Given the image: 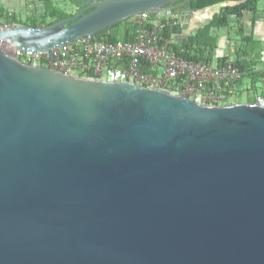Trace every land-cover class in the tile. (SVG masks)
I'll use <instances>...</instances> for the list:
<instances>
[{"label": "water", "instance_id": "1", "mask_svg": "<svg viewBox=\"0 0 264 264\" xmlns=\"http://www.w3.org/2000/svg\"><path fill=\"white\" fill-rule=\"evenodd\" d=\"M183 2L85 0L0 30V264H264V105L200 103L14 53Z\"/></svg>", "mask_w": 264, "mask_h": 264}, {"label": "built area", "instance_id": "2", "mask_svg": "<svg viewBox=\"0 0 264 264\" xmlns=\"http://www.w3.org/2000/svg\"><path fill=\"white\" fill-rule=\"evenodd\" d=\"M151 14L135 15L139 25L133 41L108 42L85 35L48 50L14 48V53L27 64L90 78L135 81L144 87L165 89L205 104L217 105L237 91L241 72L233 65L232 57L227 55L223 65L216 59H186L172 47L170 38L162 35L168 24L177 25L178 14L172 9L154 17ZM12 15L7 12L0 16V30L14 24ZM260 86L263 93L256 96V102L264 105V73Z\"/></svg>", "mask_w": 264, "mask_h": 264}, {"label": "crops", "instance_id": "3", "mask_svg": "<svg viewBox=\"0 0 264 264\" xmlns=\"http://www.w3.org/2000/svg\"><path fill=\"white\" fill-rule=\"evenodd\" d=\"M85 0H0V16H5L7 12H12V18L22 22L41 21L43 18L50 21V11L53 8H58L67 13H75L79 9V5ZM245 0L238 1H225L215 5L206 7L201 10L183 11L178 14V24L180 27H174L175 32H171L170 40L175 42H182L190 38L200 28H202L215 13H218L220 8L225 5H234ZM50 4V8L46 4ZM215 8H214V7ZM224 29V34L219 35V29ZM209 35L217 37L214 52L216 57L227 55L233 58V54L239 50L241 58L255 59L254 69L264 71V0L258 3V10L256 13L243 11L242 15L238 18L236 15L229 16V22L223 27H212ZM216 61L219 63L217 58ZM251 79L241 77L238 81L237 91L223 99L222 104H230L237 102H255L256 96L263 93L260 86V79L256 82L255 87L252 86ZM259 88L260 92L257 90ZM246 90L254 92V95L248 96L246 101L234 100L228 101L233 95L241 93Z\"/></svg>", "mask_w": 264, "mask_h": 264}, {"label": "trees", "instance_id": "4", "mask_svg": "<svg viewBox=\"0 0 264 264\" xmlns=\"http://www.w3.org/2000/svg\"><path fill=\"white\" fill-rule=\"evenodd\" d=\"M225 1H238V0H184V2L176 6L172 9L173 12H181V11H195L201 10L206 7L215 5L220 2ZM260 0H245L238 4L234 5H225L222 6L218 13H215L213 17L195 34H193L190 38L182 41L175 42L172 44V47L177 50L183 57L189 60L198 61V60H208L217 58L219 61V65H223L227 58L225 56L216 57L214 52V47L217 46L216 41L217 37L209 35L210 29L212 27H223L226 26L229 22L230 15H236L238 18L242 15L243 11H248L250 13H256L258 10V3ZM50 17L52 20L47 21L45 18L41 21H30V22H22L20 20H16L12 18V22H21L24 24H28L31 26H42L47 25L49 23L54 22L57 19L65 18L70 16L71 13L64 12L61 9L53 8L50 11ZM153 17L156 16V13L151 14ZM138 22L136 21V17L132 16L118 22L105 30L98 32L95 35V38L102 41L108 42H116L118 40L123 41H133L135 39L136 29L138 27ZM172 32V25L168 24L162 32V35L170 38ZM233 65L237 67L241 72V77H247L251 79L252 86L255 87L256 82L263 75L264 71H258L254 69V65L256 64L255 59H243L241 58L239 50H237L233 54ZM147 71H151L149 68H146Z\"/></svg>", "mask_w": 264, "mask_h": 264}, {"label": "rangeland", "instance_id": "5", "mask_svg": "<svg viewBox=\"0 0 264 264\" xmlns=\"http://www.w3.org/2000/svg\"><path fill=\"white\" fill-rule=\"evenodd\" d=\"M46 7H47V8H50V4L47 3V4H46ZM213 7H214V6H213ZM214 8H215V7H214ZM219 31H220V32H219V35H220V36H222V35L225 33V32H224V29H222V28H220ZM257 90L260 92L259 88H257ZM249 95H250V96L254 95V92H253L252 90H250V92L248 93L246 90H243L241 93L236 94V95H233V96L231 97V99L228 100V101H234V100L246 101ZM222 103H223V101H220V102H219V104H222Z\"/></svg>", "mask_w": 264, "mask_h": 264}]
</instances>
